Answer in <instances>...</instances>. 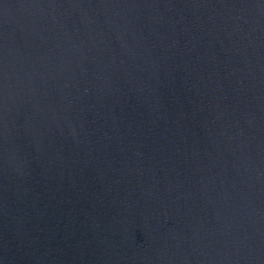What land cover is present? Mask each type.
<instances>
[{
  "label": "water",
  "instance_id": "95a60500",
  "mask_svg": "<svg viewBox=\"0 0 264 264\" xmlns=\"http://www.w3.org/2000/svg\"><path fill=\"white\" fill-rule=\"evenodd\" d=\"M0 264H264V0H0Z\"/></svg>",
  "mask_w": 264,
  "mask_h": 264
}]
</instances>
